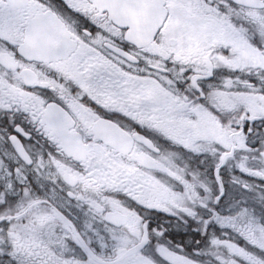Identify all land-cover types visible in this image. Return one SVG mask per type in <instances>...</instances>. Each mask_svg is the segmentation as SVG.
<instances>
[{
    "label": "snow or ice",
    "instance_id": "snow-or-ice-1",
    "mask_svg": "<svg viewBox=\"0 0 264 264\" xmlns=\"http://www.w3.org/2000/svg\"><path fill=\"white\" fill-rule=\"evenodd\" d=\"M0 264H264V0H0Z\"/></svg>",
    "mask_w": 264,
    "mask_h": 264
}]
</instances>
